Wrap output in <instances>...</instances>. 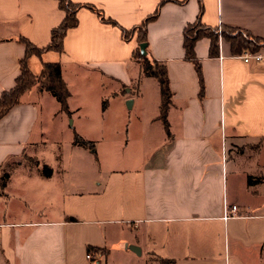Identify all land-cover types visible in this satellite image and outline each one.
<instances>
[{"label":"crops","instance_id":"crops-1","mask_svg":"<svg viewBox=\"0 0 264 264\" xmlns=\"http://www.w3.org/2000/svg\"><path fill=\"white\" fill-rule=\"evenodd\" d=\"M73 1L94 4L118 24L80 8L63 51L30 56L31 71L40 75L44 62H59L68 87L80 75L104 79L117 95L129 88L125 108L140 99L146 113L127 145L113 133L88 148L72 139L79 160L91 153L101 160L89 172L81 160L71 175L54 169L49 177L41 174L35 145L47 137L49 122L40 114L50 109L53 93L33 86L0 117V179L9 175L0 186V264H158L154 258L264 264V46L257 62L231 52L225 38L215 56L210 38L198 40L203 87L184 50V31L198 17L264 39V0H169L160 6L146 40L149 58L167 69L168 126L160 113L161 84L144 75L136 55L138 31L129 39L122 34V27L130 30L153 15L161 0ZM65 16L59 0H0V96L21 75V38L49 45ZM88 85L71 87L70 99L73 92L86 94ZM64 116L65 125L70 119L75 125L71 114ZM233 205L237 212L225 218ZM92 247L107 254L99 260Z\"/></svg>","mask_w":264,"mask_h":264},{"label":"trees","instance_id":"trees-1","mask_svg":"<svg viewBox=\"0 0 264 264\" xmlns=\"http://www.w3.org/2000/svg\"><path fill=\"white\" fill-rule=\"evenodd\" d=\"M169 0H161L156 12L153 15L148 16L140 24L131 28L130 30L122 27V34L124 39H129L130 36L138 31L140 43L147 42L146 40V29L147 24L156 19L159 15V8L165 2ZM59 6L64 10L66 16L64 20L57 25L51 34V42L45 47H38L33 44L28 38H21L26 44V54L21 60V75L17 78L16 84L10 90H5L0 96V117L6 114L10 109H12L16 104L21 102V99L25 93H27L33 86H38L41 90L45 89L53 93L57 101L61 102L63 108L66 110L68 106L67 98L70 95L69 89L66 82L63 79L61 72L60 63L57 62H44L43 68L40 75L33 73L29 67L28 61L29 57L36 55L38 57L42 56V53L46 50H53L61 52L64 49V39L67 32L78 24V10L82 7H88L94 12L102 16L106 22L113 25L118 24L117 21L106 18L102 10L98 9L92 3H77L73 0H59ZM219 27H212L210 25L201 22L200 17H198L194 22L190 23L184 31V50L186 58L191 60L195 68L197 69L200 83L203 87L202 79V68L200 60L195 52V46L198 40L203 37H208L211 39L210 53L215 56L218 55L220 37L225 38L231 46V52L237 54H244L248 51L257 52L262 46H264V39L255 37L248 30H243L237 27L222 26V31L219 33ZM249 45L255 46L250 48ZM147 49V48H146ZM148 52V51H147ZM136 55L142 59V70L144 75L155 76L159 84H161L162 93V105H161V118L164 120L166 126L167 122V110L171 103V88L168 80V73L164 63L151 60L148 53L144 56L141 54L140 49L137 51ZM159 66L156 69L154 66ZM78 143L84 144L83 141H77ZM91 143V142H90ZM51 169H48L45 174H50ZM8 173H4L0 179L1 188L4 187L9 179ZM91 253L98 254V259L100 260L102 256L107 254L105 249L92 247L90 248ZM162 264H178L175 260L170 258H161Z\"/></svg>","mask_w":264,"mask_h":264},{"label":"rangeland","instance_id":"rangeland-1","mask_svg":"<svg viewBox=\"0 0 264 264\" xmlns=\"http://www.w3.org/2000/svg\"><path fill=\"white\" fill-rule=\"evenodd\" d=\"M221 27L219 26L218 28L219 33L222 31ZM249 47L254 48L255 46L249 45ZM154 67L156 69L159 68L157 65ZM75 81L76 83L71 86L75 90L83 89V87H87L89 84L90 88L88 87L86 94L73 92V97L70 99L72 88L67 85L70 92L67 98V109L65 110L62 103L57 101L56 97L53 96L54 99L49 102L50 109L47 108V110L42 111L40 114L41 121L45 119L49 122L46 130L47 137L35 145V158L43 165L41 174L44 177L52 176L54 169L58 172L61 169L65 170L66 175H71L73 168L71 166L80 165L82 162L79 161L81 160L87 166L86 172H89L101 159L98 155L92 156L91 153L90 157L83 156L79 160L77 158L79 156H76V152L72 149L71 140L74 139L75 144L88 148L92 143H102L103 135L111 136L113 133L119 135L117 138L118 142L127 145L128 140L132 141L135 133L140 130L137 127L139 116L146 113L143 110L140 99L132 109L128 107V102L126 103L127 107H124L123 95L128 92L129 88H121V91L118 90L117 95L115 94L116 89L110 81L106 82L104 79L99 80L92 77H87L86 80L81 75ZM134 88L135 93L139 91L137 86H134ZM76 103L80 107H73ZM107 108H109V111L105 114L104 111ZM55 112L57 113L54 114ZM65 113L71 114L75 118V125H71V119L67 121V125L64 124ZM77 141H83L84 144ZM93 148H96V146ZM130 149L127 147L121 152V156L126 157L127 153H130ZM48 169H51L50 174H45ZM154 259L156 263L162 264L159 258Z\"/></svg>","mask_w":264,"mask_h":264},{"label":"built area","instance_id":"built-area-1","mask_svg":"<svg viewBox=\"0 0 264 264\" xmlns=\"http://www.w3.org/2000/svg\"><path fill=\"white\" fill-rule=\"evenodd\" d=\"M243 57L246 60H248V59H254L257 62L258 61H261L263 59V56L261 54H259L258 52H250V51L244 53ZM237 210H238V206L237 205H233L231 208L227 206L226 207V210L224 212V214H225L224 217L225 218H228V217L234 215L237 212ZM87 258L88 259H91L92 258V254L90 252L87 254Z\"/></svg>","mask_w":264,"mask_h":264},{"label":"water","instance_id":"water-1","mask_svg":"<svg viewBox=\"0 0 264 264\" xmlns=\"http://www.w3.org/2000/svg\"><path fill=\"white\" fill-rule=\"evenodd\" d=\"M147 45H148V42L146 41L140 44V51H141V54L144 56L147 54V49H146ZM130 103H132V101L129 102V107H130Z\"/></svg>","mask_w":264,"mask_h":264}]
</instances>
